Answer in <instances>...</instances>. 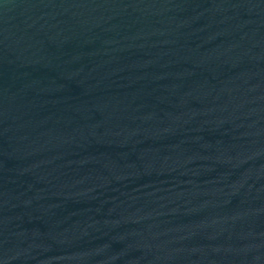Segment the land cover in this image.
<instances>
[{"label":"water","instance_id":"obj_1","mask_svg":"<svg viewBox=\"0 0 264 264\" xmlns=\"http://www.w3.org/2000/svg\"><path fill=\"white\" fill-rule=\"evenodd\" d=\"M0 264H264V0H0Z\"/></svg>","mask_w":264,"mask_h":264}]
</instances>
